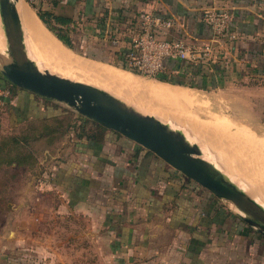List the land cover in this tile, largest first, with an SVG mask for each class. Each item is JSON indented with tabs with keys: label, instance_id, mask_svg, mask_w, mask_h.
<instances>
[{
	"label": "crops",
	"instance_id": "obj_1",
	"mask_svg": "<svg viewBox=\"0 0 264 264\" xmlns=\"http://www.w3.org/2000/svg\"><path fill=\"white\" fill-rule=\"evenodd\" d=\"M37 1V7L69 20L50 22L71 39L74 33L83 39L110 38L112 43L118 35V43H110L109 48L120 56L128 48L124 29L138 17L152 14L173 20V26L155 36L212 44L213 57L208 63L169 59L168 76L194 81L199 91H234L242 103H264V0ZM206 8L232 13L233 38L215 41L201 18ZM201 66L204 71L199 73ZM5 83L0 75V86ZM14 100L25 104L26 111L60 113L52 102L47 103L49 99L26 90H16ZM58 149L72 157L61 160L51 176L63 186L67 209L95 220L91 228L99 231L96 236L105 248L106 264H259L254 258L245 260L244 252H235L231 259L234 247L228 237L241 248L247 240H254L256 246L264 239L256 238L247 226L245 230L221 201L150 151L110 130L101 142L77 138L70 131L56 153Z\"/></svg>",
	"mask_w": 264,
	"mask_h": 264
},
{
	"label": "rangeland",
	"instance_id": "obj_2",
	"mask_svg": "<svg viewBox=\"0 0 264 264\" xmlns=\"http://www.w3.org/2000/svg\"><path fill=\"white\" fill-rule=\"evenodd\" d=\"M24 1L36 15L34 7H37L38 1L33 4ZM72 36L73 49L60 41L61 44L79 59L98 61L114 67L117 72L133 76L149 90L151 96L146 94L147 97L142 95L145 99L141 101H126L189 132L191 139L202 148L206 159L218 165L264 206V103H242L234 91H205L202 88L199 91L196 87L135 75L114 63L118 59L110 51L108 38L83 39L81 34L74 33ZM54 63L78 81L86 82L84 76L81 79L72 69ZM39 65L41 69L51 68L48 64ZM5 82L10 100L0 105V136L17 134L30 119L43 114L35 108L26 111L25 104L16 103L14 96L18 89L11 90V83ZM94 85L106 90L100 84ZM106 91L111 93V90ZM53 104H57L55 109L58 111L69 108L59 102ZM36 148L37 164L34 168H20L12 178L9 174H14V170L8 168L9 171L0 176L5 183L3 195L8 200L3 206L7 208L0 210V264H106L105 248L96 236L99 231L91 228L95 220L82 212L68 210L63 186L56 182L55 176H51L57 172L61 160L72 157L70 152L63 153L58 149V153H50L39 144ZM225 207L228 212L232 211ZM238 223L245 230L249 228ZM230 238L228 240L234 247L231 259L236 256L235 252H244L247 256L245 260L254 258L259 264H264V244L253 246L251 242L254 240H247L245 247L241 248ZM251 263L240 261L238 264Z\"/></svg>",
	"mask_w": 264,
	"mask_h": 264
},
{
	"label": "water",
	"instance_id": "obj_3",
	"mask_svg": "<svg viewBox=\"0 0 264 264\" xmlns=\"http://www.w3.org/2000/svg\"><path fill=\"white\" fill-rule=\"evenodd\" d=\"M17 1L0 0V32L5 44L4 52H0V71L5 80L22 90L62 103L150 151L211 193L264 237V206L206 159L202 148L187 138L183 128L171 127L102 88L41 69L28 55Z\"/></svg>",
	"mask_w": 264,
	"mask_h": 264
},
{
	"label": "trees",
	"instance_id": "obj_4",
	"mask_svg": "<svg viewBox=\"0 0 264 264\" xmlns=\"http://www.w3.org/2000/svg\"><path fill=\"white\" fill-rule=\"evenodd\" d=\"M34 8L36 9L38 18L41 20L42 24H44L47 30L51 32L56 38H58V40L61 41L66 47L73 49L72 39L56 30L50 22V19H53L55 22L62 24L69 22V20L67 18L54 15L52 12L42 9L40 6ZM113 28L115 27H111V29ZM111 29L108 31V35H112L113 32ZM123 33H126V31L124 30ZM108 40H110V38H108ZM110 51L114 58L118 59L117 62H114L116 65L128 70L135 75L139 74L137 70L129 68L123 62H121V56L119 54H117L112 49H110ZM118 56H120V58ZM91 57L95 58L94 56ZM203 69L204 67L201 66L199 73H202L204 71ZM157 80L172 84H180L196 88L199 87V85L194 81L190 82L186 80H180L168 75H161L157 78ZM1 87L3 86H0V88ZM16 89L20 88L11 84V90L14 91ZM48 101L52 103H58L53 100ZM55 105L57 104H54V106ZM70 131H73L74 136L77 138H85L93 142H101L104 139V135L108 132V130L103 126L99 125L93 120L81 116L70 108H61L59 114H43L35 116L30 119V121L25 126L21 127V130L17 134L0 136V176H3V172L9 171L8 168L14 170V174H9L10 178L15 177L16 170L20 168H34L37 164L36 145H42L43 149L53 153ZM1 179L3 178L0 177V210H2V208H7L3 206L7 205L8 201L6 196L3 195L5 191V183ZM248 229L253 231L251 228ZM253 232L255 233L256 238L264 239L262 235L255 231Z\"/></svg>",
	"mask_w": 264,
	"mask_h": 264
},
{
	"label": "built area",
	"instance_id": "obj_5",
	"mask_svg": "<svg viewBox=\"0 0 264 264\" xmlns=\"http://www.w3.org/2000/svg\"><path fill=\"white\" fill-rule=\"evenodd\" d=\"M35 0H26L33 4ZM201 18L213 33L215 41L224 37L233 38L231 31L232 13L226 9L206 8ZM174 21L147 14L138 17L131 23L127 31L128 48L121 53V62L127 67L137 70L139 75L157 80L161 75H167L166 61L169 59L186 60L192 63H208L212 60L213 45H196L181 39L165 40L155 36V33L165 31L173 26ZM119 33V32H118ZM120 37V36H119ZM118 35L112 38V43H118ZM9 88H0V105L10 100Z\"/></svg>",
	"mask_w": 264,
	"mask_h": 264
},
{
	"label": "bare ground",
	"instance_id": "obj_6",
	"mask_svg": "<svg viewBox=\"0 0 264 264\" xmlns=\"http://www.w3.org/2000/svg\"><path fill=\"white\" fill-rule=\"evenodd\" d=\"M23 1L18 0L16 6L24 33L25 46L31 59L38 64H48L51 67L49 70L53 73L78 81L72 74L66 72L67 70L64 71L60 69L54 62L58 64L61 63L62 67L66 66L77 73L79 78L84 76L83 79L89 82L88 84L91 82L93 83L91 85L95 83L100 84L106 90H111V94L114 96L132 105L136 109L145 112L128 101H141V99H145L144 97L146 94L150 97L151 93L149 90H146V88L140 85L133 76L117 72L113 69L114 67L112 68L98 62H89L79 59L46 30L37 16L28 8L24 3L25 1ZM4 50L5 44L0 32V52H4ZM142 95H144V97ZM167 124L171 127H175L173 123ZM184 132L187 138L191 139L190 133Z\"/></svg>",
	"mask_w": 264,
	"mask_h": 264
},
{
	"label": "flooded vegetation",
	"instance_id": "obj_7",
	"mask_svg": "<svg viewBox=\"0 0 264 264\" xmlns=\"http://www.w3.org/2000/svg\"><path fill=\"white\" fill-rule=\"evenodd\" d=\"M245 226H248V225H246V224H244ZM249 227V226H248ZM250 228V227H249Z\"/></svg>",
	"mask_w": 264,
	"mask_h": 264
}]
</instances>
